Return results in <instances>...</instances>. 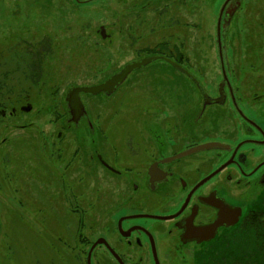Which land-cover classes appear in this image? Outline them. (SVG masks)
I'll return each instance as SVG.
<instances>
[{
	"label": "rangeland",
	"instance_id": "1",
	"mask_svg": "<svg viewBox=\"0 0 264 264\" xmlns=\"http://www.w3.org/2000/svg\"><path fill=\"white\" fill-rule=\"evenodd\" d=\"M224 1L0 0V264H87L99 238L115 244L116 204L134 176L124 170L133 165L127 150L184 129L243 139L230 106L198 115L196 87L215 96L223 81L216 26ZM221 34L228 78L257 118L264 112V0H243ZM157 54L187 73L155 59L110 95L79 91L84 118L66 121L69 88L98 84ZM234 189L247 206L245 221L212 244L176 251L166 264H264V195L256 190L245 201ZM91 263L115 264L101 247Z\"/></svg>",
	"mask_w": 264,
	"mask_h": 264
},
{
	"label": "flooded vegetation",
	"instance_id": "2",
	"mask_svg": "<svg viewBox=\"0 0 264 264\" xmlns=\"http://www.w3.org/2000/svg\"><path fill=\"white\" fill-rule=\"evenodd\" d=\"M242 1L223 2L221 33L227 15L240 6ZM224 47L226 44H223L221 37L222 64L218 43L217 50L222 75L223 71L227 74L229 65ZM157 56H161V59L167 57L158 54ZM36 57L39 58L40 55ZM145 58H135L127 62L121 70L98 84L69 88L65 97L69 109V117L65 116L66 121L73 123L84 118L85 110L82 99L79 98V88L98 86L122 72L127 65ZM135 69L137 68L126 74L113 92ZM32 71L35 76L39 75L37 66H34ZM182 72L187 73L186 70ZM37 78H34L35 81ZM196 88L201 98L199 117L204 111H208V108L216 106L217 111L221 113L224 106H230L243 123V139L231 143L209 135L202 138V133L196 135L184 129L176 134L166 132L162 140L153 137L154 142H150L149 147L144 149L139 147L127 150L126 157L133 165L124 170L134 172V176H128L131 190L127 193L121 192V200L116 204L119 205L114 223L117 242L109 243L101 237L103 241L93 248L91 257L95 249L101 247L111 254L115 264H130L132 260L137 264H166V260H171L176 251L196 250L201 245L212 244L223 233L227 234L240 222L245 221L247 206H243L244 200L242 203L239 200L241 197L237 196L238 192L234 186L237 190H242L245 201V195L256 190L264 195V112L257 110L256 118L249 113L250 107L246 100L243 107L228 74L226 78L223 75V81L217 87L215 96H211L201 85ZM113 92L107 93L103 90L99 93L110 95ZM19 103L20 100L15 106ZM20 107L23 109L24 104H20ZM0 113L4 114V111ZM58 135L61 136V133ZM257 152L259 153L256 154ZM98 160L110 171L116 174L122 172L100 156ZM254 160L258 161L253 163ZM137 203H144L146 207L124 209ZM259 220L264 221V213L259 215ZM86 262L88 264V256Z\"/></svg>",
	"mask_w": 264,
	"mask_h": 264
},
{
	"label": "water",
	"instance_id": "3",
	"mask_svg": "<svg viewBox=\"0 0 264 264\" xmlns=\"http://www.w3.org/2000/svg\"><path fill=\"white\" fill-rule=\"evenodd\" d=\"M223 7H221V10L219 12V16H218V21H217V43H218V50H219V54H220V60H221V64L223 63V55H222V50H221V16H222V10ZM103 36H105V33H103ZM161 56H153V57H148L142 60H138L136 62H133L129 65H127L124 70L122 72H120L119 74L114 75L113 77H111L109 80H107L106 82L98 85V86H92V87H82L79 88V90L81 91H85L88 94H97L100 91H107V93L113 92V90L115 89V87L121 83V81L125 78L126 74L131 71L134 68H140L144 65L149 64L150 62L154 61L155 59L160 58ZM165 60L168 61L169 63H171L173 66H175L177 69H179L180 71H185V68L179 64L178 62H176L175 60L171 59V58H167L165 57ZM223 70L224 67L222 66ZM223 75L226 78L227 74L225 71H223ZM24 110L29 111L31 110V105L25 106L23 107ZM154 216V217H161V216H157V215H147V214H137V216ZM103 241V239H98L97 242H95L93 244V246L90 248L89 251V255H88V264H92L91 263V253L93 248L98 244L101 243ZM114 253V255L116 256L115 252L112 251Z\"/></svg>",
	"mask_w": 264,
	"mask_h": 264
}]
</instances>
